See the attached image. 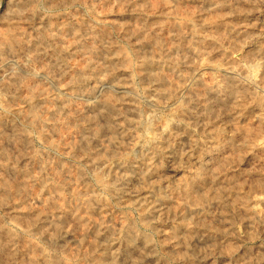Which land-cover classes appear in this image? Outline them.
<instances>
[{"label":"clouds","instance_id":"clouds-1","mask_svg":"<svg viewBox=\"0 0 264 264\" xmlns=\"http://www.w3.org/2000/svg\"><path fill=\"white\" fill-rule=\"evenodd\" d=\"M103 5L0 0V264H264V0Z\"/></svg>","mask_w":264,"mask_h":264},{"label":"rangeland","instance_id":"rangeland-1","mask_svg":"<svg viewBox=\"0 0 264 264\" xmlns=\"http://www.w3.org/2000/svg\"><path fill=\"white\" fill-rule=\"evenodd\" d=\"M113 3H115V0H104L103 8H102L101 11H100V14H101L102 18H103V17H106L108 22H110V20H112V19H114V18H116V17H120V16H126V15H128L127 13L122 12L119 8L112 9V4H113ZM191 6H192V7H196V5H191ZM181 7H184V5H181ZM108 9H112V10H111V11H108ZM116 14H117L118 16H117ZM107 16H108V17H107ZM218 23H219V22H218ZM165 35H167V33H165ZM65 43H66L68 46H72V39H71L70 36L65 38ZM61 46L63 47L64 45L62 44ZM216 58L219 59V55H216ZM234 58H235V56H234ZM69 59L71 60V65H72V68H73L74 71L78 70V65H79V67H83V64H82V57H81L79 54H77L75 57H69ZM0 74H2V73H0ZM202 74H203V77H204V82H205L206 84H211V83H210V82H211V79H209L208 76H207L209 73H208V72H203ZM204 75H205L206 77H205ZM206 79H207V80H206ZM208 79H209L210 81H209ZM49 107H52V105H49ZM62 134H63L64 136H66V137H70V136L74 135V129L70 127V128L67 129V131H63V130H62ZM21 150H22V146H21ZM26 164H27V161H26V160H24V161L21 162V166H24V165H26ZM37 171H38V169H37ZM34 174H35V173H34ZM20 179H21L22 181H26L28 178L22 176V177H20ZM33 191H34V192H39V191H40L39 186L35 187V188L33 189ZM47 194H48V193H46L45 196L43 197L44 199H47Z\"/></svg>","mask_w":264,"mask_h":264},{"label":"bare ground","instance_id":"bare-ground-1","mask_svg":"<svg viewBox=\"0 0 264 264\" xmlns=\"http://www.w3.org/2000/svg\"><path fill=\"white\" fill-rule=\"evenodd\" d=\"M116 15H117V14H116ZM117 16H118V15H117ZM107 17H108V16H107ZM103 18H105V17H103ZM110 21H111V20H110ZM61 47H62V46H61ZM213 55L216 56V55H218V54H217V53H213ZM233 58H234V56H233ZM202 75H203V74H202ZM204 76H205V75H204ZM207 76H208V78H209V74H208ZM205 77H206V76H205ZM209 79H210V78H209ZM209 79H208V80H209ZM206 80H207V79H206ZM209 81H210V80H209ZM210 83H211V82H210Z\"/></svg>","mask_w":264,"mask_h":264}]
</instances>
